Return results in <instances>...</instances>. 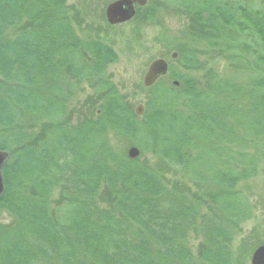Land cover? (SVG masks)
I'll use <instances>...</instances> for the list:
<instances>
[{
    "label": "trees",
    "instance_id": "trees-1",
    "mask_svg": "<svg viewBox=\"0 0 264 264\" xmlns=\"http://www.w3.org/2000/svg\"><path fill=\"white\" fill-rule=\"evenodd\" d=\"M66 8L67 0H0V264H243L233 232L251 208L240 186L264 161V56L246 60L245 33L264 41V12L245 0L137 9L130 23L152 22L157 9L183 15L172 62L204 71L200 85L169 65L178 87L164 77L145 90L138 119L105 79L117 54L99 36L80 38ZM202 39L260 78L239 84L206 68ZM81 84L95 94L73 120L69 92ZM112 140L139 157L116 152ZM147 153L194 191L141 160Z\"/></svg>",
    "mask_w": 264,
    "mask_h": 264
},
{
    "label": "rangeland",
    "instance_id": "rangeland-1",
    "mask_svg": "<svg viewBox=\"0 0 264 264\" xmlns=\"http://www.w3.org/2000/svg\"><path fill=\"white\" fill-rule=\"evenodd\" d=\"M115 0H67L68 17L75 28L77 35L82 38H94L99 36L104 43L109 45L117 54L116 63L108 66L105 72V79L109 80L118 92L124 96L125 102L132 107V112L138 105H145L146 91L142 86L143 75L154 59H163L168 64L174 66V70L182 77L196 80L200 85L204 84V71L186 72L178 70L174 62L170 60V55L174 52V46L180 41L177 32L183 33L187 20L183 15H178L172 11L161 13L157 9V14L152 22L126 23L123 25L108 27L104 18L105 7ZM241 2L242 0H238ZM245 6L252 11L264 12V0H245ZM156 8V6H155ZM17 32L11 29L7 32L8 37H13ZM190 32V30H189ZM210 41L202 39L196 46V51L200 53V60L206 68H212L218 76L235 83L247 84L251 80L260 77L250 70H242L235 65L236 60L225 59V54L221 53L216 45L211 47ZM214 44L215 41H213ZM199 48V50H197ZM245 48L249 54L246 60L251 58H261L264 56V41L252 31L245 33ZM237 56L243 57L244 54ZM263 80V79H262ZM264 81V80H263ZM165 82L170 85L167 77ZM94 90L88 84L75 86L69 92L71 96L70 105L67 112L71 113L72 119L77 118L76 112L86 113L88 104L94 98ZM95 111L99 114V104L95 105ZM140 119V118H138ZM116 152L125 154L128 146L111 141ZM141 160H146L150 166L161 167L156 171L166 175V179L171 184H177L179 189L188 192L194 191L186 180L172 176L173 172H168L164 166L155 162L149 153L144 154ZM242 193L248 200L251 208V219L240 225L233 232V249L236 254L243 256V264H250V256L259 245L264 244V161L259 164L257 175L240 186ZM56 209V207H55ZM7 221L3 216L2 218ZM199 240L193 234H189L187 245L195 255Z\"/></svg>",
    "mask_w": 264,
    "mask_h": 264
},
{
    "label": "water",
    "instance_id": "water-1",
    "mask_svg": "<svg viewBox=\"0 0 264 264\" xmlns=\"http://www.w3.org/2000/svg\"><path fill=\"white\" fill-rule=\"evenodd\" d=\"M148 0H115L109 3L104 10L105 21L109 26L124 24L133 19L135 7L142 8ZM177 54L173 53L170 57L175 60ZM168 70V64L163 59L153 60L147 67L143 78L142 86L145 89L151 88L159 78L164 77ZM178 82L173 81L172 86L178 87ZM135 115L141 117L143 106L138 105L135 108ZM140 155L136 147H130L127 151V157L131 160L137 159ZM7 159V153L0 151V196L4 191L3 179L1 175L2 167ZM250 264H264V244L258 246L250 257Z\"/></svg>",
    "mask_w": 264,
    "mask_h": 264
}]
</instances>
